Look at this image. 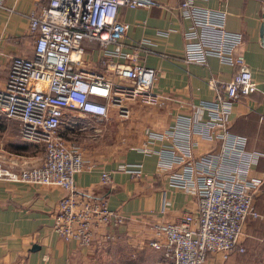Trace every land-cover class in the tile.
Here are the masks:
<instances>
[{"label":"built area","instance_id":"1","mask_svg":"<svg viewBox=\"0 0 264 264\" xmlns=\"http://www.w3.org/2000/svg\"><path fill=\"white\" fill-rule=\"evenodd\" d=\"M4 2L0 0L1 9ZM159 5L156 0H49L40 11L27 15L32 56L10 59L0 88V116L18 122L22 141L42 146L43 160L6 176L63 190L54 231L64 241L91 246L97 230L110 240L106 230L124 218L108 207L106 198L81 194L76 188L74 176L95 164L78 143L63 137V118L78 113L109 120L115 110L118 119H126L129 101L154 107L170 100L179 108L186 105L154 90L157 72L138 60L147 41L132 52L122 49L127 24L118 18V10ZM176 12L189 21L182 31L183 61L205 66L214 57L234 73L228 81L208 79L213 98L188 103L190 114L177 112L161 131L144 130L146 140L139 150L154 154L156 173L197 203L177 220L153 225L154 238L148 245L163 250L166 264H206L213 254L225 260L232 250L243 252V227L247 220L260 217L255 196L263 178L251 171L264 153L246 149V138L230 130L234 103L258 88L244 56L237 52L243 35L226 28L225 9L180 0ZM84 42L99 46V62L106 73L86 65ZM199 140L209 142V150L198 151ZM117 170L134 178L144 175L141 163H123ZM100 181L111 184V173L102 170Z\"/></svg>","mask_w":264,"mask_h":264},{"label":"crops","instance_id":"2","mask_svg":"<svg viewBox=\"0 0 264 264\" xmlns=\"http://www.w3.org/2000/svg\"><path fill=\"white\" fill-rule=\"evenodd\" d=\"M48 1L5 0V8H0V88L4 86L10 59L32 56L34 42L28 32L27 15L31 11H40ZM156 1L159 6L118 10V18L127 24L121 39L122 49L132 52L139 48L141 41H147V45L142 46L145 50L138 52V60L157 72L154 90L186 105L179 108L170 100L164 106L154 107L129 101L128 118L121 120L111 115L104 132L84 123L93 120L78 113L67 114L62 120V131L60 127L63 137L70 142H74L69 139L77 124L87 131L85 150L88 155L84 156L95 165L74 176L75 186L81 194L106 198L108 207L123 216V223L106 230L112 236L107 241L102 237L104 231L97 230L91 246L75 240L64 241L54 231L57 204L63 190L7 178V172L40 164L43 153L33 157L27 142L20 139L18 122L0 116L1 131L10 134L9 144L5 147L0 144V159L3 160L0 168V264H166L163 250L148 245L154 238L152 226L177 220L185 211L194 210L197 203L195 197L169 187L164 176L156 173L154 154L139 150L145 144L144 130L161 131L173 122L177 112L190 114L188 103L213 98L208 79L228 81L234 70L214 57L208 58L205 66L185 63L182 31L189 21L176 12L180 0ZM192 2L206 8L225 9L228 12L226 28L243 35L237 52L244 56L258 90L234 103L230 130L246 138V149L264 153V2ZM161 31L167 33L159 34ZM83 46L86 65L106 73L99 62V46L88 42ZM210 146L209 142L199 140L197 150L207 151ZM123 163H141L144 175L134 178L117 170ZM102 170L111 173V184L100 181ZM251 174L263 178L255 196V207L264 230V157L258 160ZM248 224L246 221L242 230L243 252L232 250L225 260L219 254H213L206 264H246L241 254L249 243H256ZM33 245L37 247L32 249Z\"/></svg>","mask_w":264,"mask_h":264},{"label":"rangeland","instance_id":"3","mask_svg":"<svg viewBox=\"0 0 264 264\" xmlns=\"http://www.w3.org/2000/svg\"><path fill=\"white\" fill-rule=\"evenodd\" d=\"M115 110H111V115H115L114 114ZM93 120V122H85L84 123H88L89 125H93L95 126V128H100L102 130V132H104L105 128L107 127V124L109 123V120H96L94 118H91ZM82 127V125L77 124L75 126V128L73 129V131L70 133V139L71 141H74L76 143H78L81 148H82V152L83 154H85L86 156L88 155L86 146H87V135H86V130H81L80 128ZM104 130V131H103ZM61 131H62V127H61ZM10 134L9 132H7L6 130H2L0 129V144L2 146H6L7 144H9V138ZM67 139V138H65ZM88 140H91V138L88 136ZM27 145L30 147V153L32 154L33 157L36 156H40L43 153V148L41 145H37V144H32V143H27ZM89 158V157H88ZM2 159H0V168L2 167ZM37 165V164H35ZM32 166V165H31ZM258 219V220H256ZM256 219H249L247 220V222L249 221V227H250V231L252 232L251 236H254L256 239H254L256 241V243H249L246 246V250L244 251V253H242V258L243 261H246V264H264V230H263V224H262V220H261V216L256 218ZM256 220V221H254ZM262 228V229H261ZM249 230V228H248ZM258 232V233H257ZM249 238H251L249 236ZM253 239V238H252Z\"/></svg>","mask_w":264,"mask_h":264},{"label":"water","instance_id":"4","mask_svg":"<svg viewBox=\"0 0 264 264\" xmlns=\"http://www.w3.org/2000/svg\"><path fill=\"white\" fill-rule=\"evenodd\" d=\"M36 247H37V246L33 245V246H32V249H35Z\"/></svg>","mask_w":264,"mask_h":264}]
</instances>
